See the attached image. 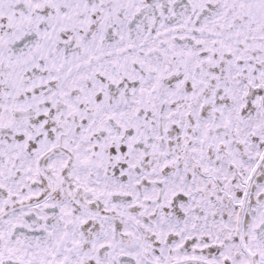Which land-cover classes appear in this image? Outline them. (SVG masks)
Wrapping results in <instances>:
<instances>
[{"label": "snow or ice", "instance_id": "obj_1", "mask_svg": "<svg viewBox=\"0 0 264 264\" xmlns=\"http://www.w3.org/2000/svg\"><path fill=\"white\" fill-rule=\"evenodd\" d=\"M0 264H264V0H0Z\"/></svg>", "mask_w": 264, "mask_h": 264}]
</instances>
